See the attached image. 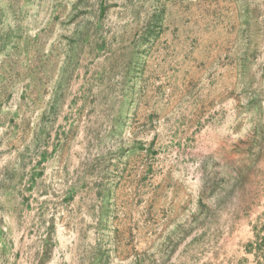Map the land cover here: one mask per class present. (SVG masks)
<instances>
[{
	"label": "rangeland",
	"instance_id": "1",
	"mask_svg": "<svg viewBox=\"0 0 264 264\" xmlns=\"http://www.w3.org/2000/svg\"><path fill=\"white\" fill-rule=\"evenodd\" d=\"M245 252L264 262V0H0V264Z\"/></svg>",
	"mask_w": 264,
	"mask_h": 264
},
{
	"label": "crops",
	"instance_id": "2",
	"mask_svg": "<svg viewBox=\"0 0 264 264\" xmlns=\"http://www.w3.org/2000/svg\"><path fill=\"white\" fill-rule=\"evenodd\" d=\"M233 254V253H232ZM227 253V256L211 257V258H194L189 259L186 264H247V253L243 256L235 257ZM206 261V262H205ZM248 264H251L248 263ZM255 264H264L263 260H256Z\"/></svg>",
	"mask_w": 264,
	"mask_h": 264
}]
</instances>
